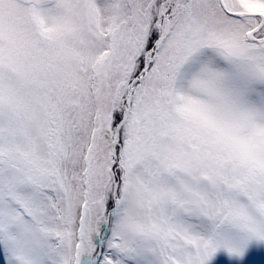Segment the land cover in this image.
<instances>
[{
    "label": "snow or ice",
    "instance_id": "obj_1",
    "mask_svg": "<svg viewBox=\"0 0 264 264\" xmlns=\"http://www.w3.org/2000/svg\"><path fill=\"white\" fill-rule=\"evenodd\" d=\"M0 264H264V0H0Z\"/></svg>",
    "mask_w": 264,
    "mask_h": 264
}]
</instances>
